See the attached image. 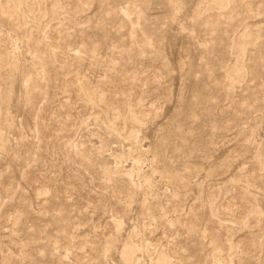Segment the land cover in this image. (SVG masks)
<instances>
[{"label": "rangeland", "instance_id": "rangeland-1", "mask_svg": "<svg viewBox=\"0 0 264 264\" xmlns=\"http://www.w3.org/2000/svg\"><path fill=\"white\" fill-rule=\"evenodd\" d=\"M264 264V0H0V264Z\"/></svg>", "mask_w": 264, "mask_h": 264}, {"label": "bare ground", "instance_id": "bare-ground-1", "mask_svg": "<svg viewBox=\"0 0 264 264\" xmlns=\"http://www.w3.org/2000/svg\"><path fill=\"white\" fill-rule=\"evenodd\" d=\"M160 264H165V262H164V260L162 259V260H160Z\"/></svg>", "mask_w": 264, "mask_h": 264}]
</instances>
